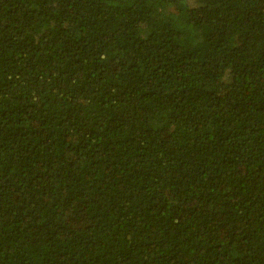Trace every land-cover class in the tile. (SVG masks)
<instances>
[{
  "label": "trees",
  "instance_id": "16d2710c",
  "mask_svg": "<svg viewBox=\"0 0 264 264\" xmlns=\"http://www.w3.org/2000/svg\"><path fill=\"white\" fill-rule=\"evenodd\" d=\"M0 264H264V0H0Z\"/></svg>",
  "mask_w": 264,
  "mask_h": 264
}]
</instances>
